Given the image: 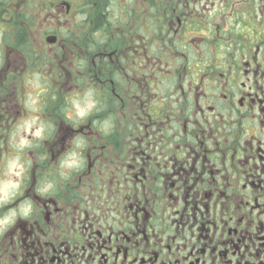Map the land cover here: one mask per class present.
<instances>
[{
  "label": "flooded vegetation",
  "instance_id": "flooded-vegetation-1",
  "mask_svg": "<svg viewBox=\"0 0 264 264\" xmlns=\"http://www.w3.org/2000/svg\"><path fill=\"white\" fill-rule=\"evenodd\" d=\"M0 264H264V0H0Z\"/></svg>",
  "mask_w": 264,
  "mask_h": 264
},
{
  "label": "rangeland",
  "instance_id": "rangeland-1",
  "mask_svg": "<svg viewBox=\"0 0 264 264\" xmlns=\"http://www.w3.org/2000/svg\"><path fill=\"white\" fill-rule=\"evenodd\" d=\"M38 41V40H37ZM38 45L40 46L39 42ZM46 72V71H45ZM44 72V73H45ZM24 86L23 93L26 94V101L27 103L33 104V100H35V96L40 92V90L43 89V87L38 86V83H36L33 79L32 85H27ZM70 87H68L69 89ZM76 91V92H75ZM22 92V91H21ZM38 98V97H37ZM67 99H68V106L66 108V114L69 115H78L81 116L84 114L89 107L92 105V99L89 94H80L78 90H69L67 94ZM21 130H26L28 131L27 126H23L20 128ZM17 145V142L15 140L13 141V145ZM25 144V140H21V145Z\"/></svg>",
  "mask_w": 264,
  "mask_h": 264
},
{
  "label": "trees",
  "instance_id": "trees-1",
  "mask_svg": "<svg viewBox=\"0 0 264 264\" xmlns=\"http://www.w3.org/2000/svg\"><path fill=\"white\" fill-rule=\"evenodd\" d=\"M69 35H79V32L77 33V28H75V29H70V30H69ZM74 41L77 43L79 40L75 39ZM10 44H14V43L11 42ZM70 45H71V47H72L73 42H71ZM105 45H106V44H103V46H105ZM108 45L111 46V48H113V49L115 50L116 47H117L118 49L123 48L124 46L127 45V42L124 41V40H122V39L119 37V39L113 41V43H109ZM22 46H23V48H25V47L27 46V43H26V42H23V43H22ZM71 50H73V49H71ZM76 50H78V49H76ZM61 59H62V58H61ZM73 59H74L73 57H70V58H69V62L73 64V67L77 66L76 68H79V65H81V64H80V58L78 57V58L76 59V62H75V63L72 62ZM33 60H36V61H37V65H38L39 68H42V67H44V66L47 67L48 61H49V62L51 61V59H50V60H49V59H46V57H45L44 55H39L37 58H34ZM120 63L126 65V64H125V63H126V58L124 57L123 59H120ZM55 65H56V62H55ZM72 73H73V72H72ZM118 75H119V74H118Z\"/></svg>",
  "mask_w": 264,
  "mask_h": 264
}]
</instances>
